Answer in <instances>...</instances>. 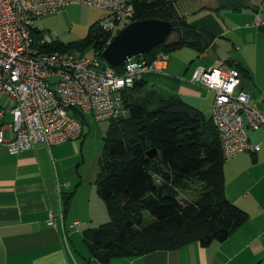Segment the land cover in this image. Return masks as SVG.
<instances>
[{
    "label": "crops",
    "instance_id": "0c3cea01",
    "mask_svg": "<svg viewBox=\"0 0 264 264\" xmlns=\"http://www.w3.org/2000/svg\"><path fill=\"white\" fill-rule=\"evenodd\" d=\"M176 8L194 29L213 37L208 50L214 48L217 39L225 42L233 39L244 46L264 42V0H178ZM224 13L243 16L251 23L256 17L260 24L253 27L245 23L239 33L236 32L239 27L227 31L218 21ZM257 50L258 46L248 65L235 58L226 61L223 69L237 68L241 90L250 95L252 103L262 105L264 88L260 81H264L259 76L264 75V55H260L259 63ZM172 56L177 59L165 55V61L158 65L162 70L143 74L141 82L146 89L173 96L204 116L205 110L213 105L214 94L190 83L195 69L203 66H196L194 61L187 64L179 54ZM138 91L133 92V97L143 95V91ZM85 119L86 116L78 139L51 147L37 143L18 155L1 149L0 264H98L90 259L82 237L84 231L95 225V219L106 224L109 217L93 186L95 182L91 185L85 176L82 154L92 133L89 130L88 136L84 133L83 128L88 124ZM105 134L95 136L102 142V148ZM248 136L249 143L257 147L256 152L240 153L223 165L225 197L248 215L245 224L224 242H214L206 248L193 243L171 251L113 258L109 264H261L264 261V134L250 131ZM62 195H70L69 201L64 203Z\"/></svg>",
    "mask_w": 264,
    "mask_h": 264
},
{
    "label": "trees",
    "instance_id": "16d2710c",
    "mask_svg": "<svg viewBox=\"0 0 264 264\" xmlns=\"http://www.w3.org/2000/svg\"><path fill=\"white\" fill-rule=\"evenodd\" d=\"M129 1L134 9L132 22H169L180 35L178 44L163 43L142 55L140 59L147 64L183 48L201 57L211 46L212 36L194 29L179 15L178 0ZM94 25L96 32L79 43L51 41L40 49L43 53L72 49L82 53L92 46L101 57L113 37ZM33 33L40 39L45 35L37 29ZM122 68L116 67V73ZM137 90L143 95L135 98ZM124 105L128 117L108 122L103 138L95 186L109 221L84 235L92 261L109 264L113 258L171 251L193 243L206 248L224 242L246 223L248 215L225 197L224 160L211 121L206 123L200 111L173 96L146 89L141 81L124 95ZM72 115L83 126L85 115L76 110ZM152 150L154 158L147 156ZM197 184L201 189L194 198L180 200L181 193ZM62 196L64 203L69 201L70 195Z\"/></svg>",
    "mask_w": 264,
    "mask_h": 264
},
{
    "label": "built area",
    "instance_id": "2783aa9c",
    "mask_svg": "<svg viewBox=\"0 0 264 264\" xmlns=\"http://www.w3.org/2000/svg\"><path fill=\"white\" fill-rule=\"evenodd\" d=\"M72 5L103 11L105 16L97 24L111 37L134 17L129 0H0V98L6 97L5 106H0V151L5 148L8 154L18 155L37 143L51 147L78 139L82 126L72 110L94 122L126 119L124 95L143 74L162 70L158 65L165 56L150 64L127 60L118 74L71 50L43 53L40 47L51 40L45 35L36 38L34 21ZM254 19L251 26L258 27L259 20ZM190 83L214 94L211 123L224 162L243 152L255 153L257 147L249 143L248 134H264V103L251 102L250 95L241 90L238 72L198 67ZM6 109L11 124L4 126Z\"/></svg>",
    "mask_w": 264,
    "mask_h": 264
},
{
    "label": "rangeland",
    "instance_id": "374dc122",
    "mask_svg": "<svg viewBox=\"0 0 264 264\" xmlns=\"http://www.w3.org/2000/svg\"><path fill=\"white\" fill-rule=\"evenodd\" d=\"M105 13L101 10H98L93 7L85 6V5H72L68 6L63 10H60L57 14L41 17L34 21L33 27L39 31H42L45 33V36L47 39L51 41H58L65 45H72L79 43L82 41L88 34L95 33L96 27L95 23L100 21L104 17ZM222 18L221 20H218L220 22V25L225 30H235L234 28L239 27V31L236 30L237 33L241 32V27L245 23H251V21H246L243 19V16H232L228 13L221 14ZM94 25V26H93ZM93 26V27H92ZM123 27H120L122 29ZM253 33H255V30H253ZM232 40V41H231ZM230 41H226L225 39H217L214 42V48H210L204 58L197 59L198 55L195 50H192L190 48H183L179 49L177 51H174L167 55V58L170 57L173 59H177L175 56H172V54H179L181 60H185L187 64L194 61L193 64L196 66H203L206 69L213 68V69H223L226 67L225 62L230 59L238 58L243 63L245 62L247 65L249 61L252 62V57H254V51L255 47L258 46V62L260 63V55H264V42L260 43H251L248 46H244L239 41L231 39ZM258 44V45H257ZM239 48V51H236L235 48ZM71 51H74L78 54L83 55L89 60H97L100 64L103 62L100 57L96 58V55L94 54V50L92 46L85 47V50H83L82 53L77 51L76 49H72ZM171 55V56H170ZM249 59V61H248ZM196 60V61H195ZM260 79H263L264 81V75L259 76ZM261 85L264 88V83L262 81ZM6 103V97L0 98V106L4 107ZM213 114V105L205 110L204 114V120L206 123L211 121V117ZM86 122L87 125L84 126L83 130L84 133L88 136V130L91 131V140L87 143L85 147V154L84 160H83V166L84 170L86 172L85 176L87 178V181L93 184L97 178L98 169H99V160L102 154V142L98 139H95V136L97 134H105L108 130V122H93L89 116H86ZM8 124H11V116L9 114V111L6 109V115L5 119L3 120V125L6 126ZM79 153V148H78ZM95 186V185H93ZM96 188V186H95ZM201 189V186L197 184L193 190L186 191L181 193L180 200H183L184 198L191 199L194 198L195 194H197ZM106 217V216H104ZM96 218V216H95ZM94 218V219H95ZM108 221V218H106V222ZM95 225H93L91 228L89 227V230H94L96 228H99L100 225L104 224L100 221H97L95 219ZM87 229V230H88ZM84 231V235H85ZM85 237H82V242L85 245V248L87 250L85 241Z\"/></svg>",
    "mask_w": 264,
    "mask_h": 264
},
{
    "label": "water",
    "instance_id": "95a60500",
    "mask_svg": "<svg viewBox=\"0 0 264 264\" xmlns=\"http://www.w3.org/2000/svg\"><path fill=\"white\" fill-rule=\"evenodd\" d=\"M180 35L172 31V24L159 20L132 22L123 27L106 45L101 54L102 60L111 67H117L128 59L137 58L156 46L165 43L175 45ZM156 156L155 150L147 153Z\"/></svg>",
    "mask_w": 264,
    "mask_h": 264
},
{
    "label": "bare ground",
    "instance_id": "6f19581e",
    "mask_svg": "<svg viewBox=\"0 0 264 264\" xmlns=\"http://www.w3.org/2000/svg\"><path fill=\"white\" fill-rule=\"evenodd\" d=\"M102 54V53H101ZM144 55V54H143ZM142 56V55H141ZM141 56H139V57H137V58H133V59H138V60H141L140 58H141ZM163 56H165V55H163ZM98 56L96 55V58H97ZM102 59V58H101ZM128 60H131V59H128ZM102 64V66H104V65H108V64H106L104 61L101 63ZM121 65H123V67H124V63L123 64H121ZM109 66V65H108ZM111 67V66H110ZM118 67V66H117ZM112 68H114V67H112ZM115 69V68H114ZM123 69V68H122ZM239 74V73H238ZM239 77H240V75H239ZM210 92V91H209Z\"/></svg>",
    "mask_w": 264,
    "mask_h": 264
}]
</instances>
